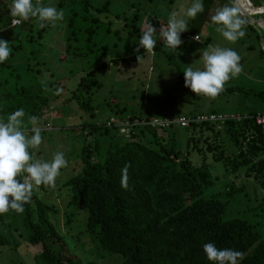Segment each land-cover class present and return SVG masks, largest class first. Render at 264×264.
<instances>
[{
  "label": "trees",
  "instance_id": "obj_1",
  "mask_svg": "<svg viewBox=\"0 0 264 264\" xmlns=\"http://www.w3.org/2000/svg\"><path fill=\"white\" fill-rule=\"evenodd\" d=\"M51 1L42 0L44 5ZM208 1L210 4L197 16L199 23L214 15L216 2L222 7L227 4L234 6L233 0ZM249 1L254 7L264 10V0ZM65 2L68 0H59L58 4L61 6ZM85 2V11L91 8L101 14L106 9V4L93 8L88 1ZM11 5L12 0H0L1 20L9 29L26 27L36 20L32 18L11 26L14 20L10 14ZM95 13L92 15L95 16ZM253 18L264 22V15ZM85 20H81L80 24H67L69 28L64 44L66 57L69 55L75 59L94 55L106 48L101 44L102 37L111 33V22H103L96 16L87 22ZM38 29L35 35L30 32L25 42H32L35 36L42 39L45 27L38 26ZM134 31H137L136 28ZM99 33L102 37H98ZM140 35L138 33L136 36ZM11 48L9 58L0 63V114H11L23 108L27 114L25 126L31 135L33 125L27 117L38 118L43 110H53L62 85L33 83L35 76L32 66L39 63L31 65L21 62L19 53L23 45L20 43L11 44ZM159 49L160 52L163 50L162 42H157L154 51ZM143 53L139 51L126 58H112L89 70L71 92L70 98L79 104L76 110L72 105V111L78 114L89 112L91 106L88 100L80 103L79 97L82 92L89 93L97 85L94 79L100 69L122 61H137L136 57ZM261 53L264 54V50ZM165 56L173 60L170 54ZM174 66L177 83L199 100L203 95H195L186 88L184 76L179 67ZM236 91L264 98V92L241 87L225 88L220 95ZM118 113L120 110L105 121L78 125V130L87 141L81 148L79 172L62 184L64 191L57 189L58 194L59 191L63 192L62 209L49 204L44 194L39 197L37 191L48 193L52 189L41 185L34 189L31 201L24 205L23 213L10 210L0 215V253L5 249H17L20 243H25L36 248L37 252L30 255L33 264H100L106 259H112L115 264H212L204 254L203 245L214 242L219 249L243 252L244 257L239 264H264V241L255 226L244 218L227 217L228 199L244 189L241 183L233 185L241 165L245 166L243 178H253L264 191V128L257 123V119L264 114L249 111L247 117H240L198 111L187 116L168 115L157 120L131 112L119 119L128 122V126H106L107 121ZM210 115L225 119L190 122L186 127L178 123L180 118L194 120L198 116ZM48 125V121H45V128ZM221 136L226 138L222 140ZM226 140L235 148L234 153L224 149L223 142ZM207 155L212 163L225 166L227 177L221 190L214 189L218 178L212 177V165H208L205 159ZM197 156L200 159L195 160ZM125 164L130 165L127 190L121 187V169ZM228 175H234L232 182ZM71 210L86 212L82 231L92 247L82 249L80 255L76 254L75 247L70 250L65 243V240L67 243L70 240L79 243L77 235L58 231L54 217L61 214L64 225L69 229L75 217ZM53 217L54 222L51 221Z\"/></svg>",
  "mask_w": 264,
  "mask_h": 264
},
{
  "label": "rangeland",
  "instance_id": "obj_2",
  "mask_svg": "<svg viewBox=\"0 0 264 264\" xmlns=\"http://www.w3.org/2000/svg\"><path fill=\"white\" fill-rule=\"evenodd\" d=\"M85 1H88L93 8H101L106 4V9H103L101 14L95 13L91 8L88 10L86 8L85 11ZM58 2L59 0H52L45 6H55L58 9H63L65 12L64 19L57 21L55 25L49 24L46 26L42 39H37L35 36L36 39L32 42H25V40L28 34H31L30 32L35 35L36 31L39 30L36 20L26 27L9 29L5 22L1 20L0 14V39L9 41L10 46L19 43L23 45L19 53L22 63L31 65L35 62L39 63L38 66L36 64L32 66L35 76L32 82H38V84L44 86L46 83H59L62 85V91L55 100L53 110H50V108H48L49 111L45 109L37 118V126L41 128V131L43 130V133H41L43 139L37 149H31L34 158L45 161H50L56 152L65 154L67 166L60 170V175L55 181L56 186L52 187L48 193L37 191L39 197L44 194L45 200L57 209H62L63 203L61 194L63 192L59 191L58 194L57 189L62 188V184L76 175L80 169L81 148L87 141L84 134L78 130L80 123L105 121L109 117H113L117 110H120V113L114 118L118 122L119 119L131 112L142 113L157 120H161L168 115H173V117L187 116L198 111L212 112L223 116L239 115L240 117H247L246 114L249 111L264 114V98L257 94H244L236 91L217 96L214 99L202 96L199 100H196L190 91H184L182 86L177 83L174 64L179 67L182 76H184L183 70L187 65L192 64L194 68L202 67V63L196 60H199L204 49L220 46L235 50L241 56L240 63L243 68L238 77L226 83L225 88L241 87L256 92H264V54L261 53V50L263 52L264 38L261 39L258 35L264 36V32L261 31L259 25L255 24L256 22L252 24L247 21L248 18L241 16L245 21V36L232 43L215 31L216 26L211 25L213 24L211 20L213 15L208 16L209 19L206 17L202 23H199L200 20H197V17L189 20L188 31L181 33L183 43L179 46V54L176 56L170 53L164 45L161 52L159 49L154 51V54L141 48L140 51H144V53L142 56L140 55L139 61H132L131 63L122 61L115 65L111 64L106 69H100L94 79L97 85L89 93H80L79 102L88 100L91 106L89 112L74 113L72 105L76 110L77 107L79 108V104L73 101V98H70L71 92L75 90L77 82L89 70L97 67L96 65L102 62L110 61L112 58L121 59L138 53L134 51L138 47L139 40L136 35L141 33V28L146 23L152 25L165 23L167 25L169 14L172 11H178L183 15V10L191 5L192 0H68L61 6ZM208 4H210L208 0H203L204 7ZM214 4L216 10L222 7L219 2ZM94 13L103 22H111L112 31L110 34L103 37L101 33L98 34V37L103 38L102 46L106 48L94 55L75 59L69 55L66 57L64 44L69 28L67 24L72 22L80 24V21L85 18L87 22L91 17H95L92 15ZM165 24L164 26H166ZM205 26H208V28ZM135 28L137 31H134ZM156 28L158 32L160 27ZM194 35L201 38L199 42L193 40ZM208 35L209 41L207 42ZM158 40L159 36L157 35V42H159ZM164 53L165 55L170 54L173 60H169ZM29 80H31V77ZM20 85H23V83H20ZM91 113L92 115H90ZM8 115L10 113L0 114V117L6 119ZM45 121L49 123L46 128L44 126ZM224 137L226 138V136H221L220 139L223 140ZM89 140H91V137ZM226 141L223 142L224 149L226 148L229 153H234L235 148L230 146L229 140ZM262 158L264 159V155ZM197 159L200 158L197 156L195 160ZM205 159L208 165H212V177L218 178L214 189L221 190L225 184V177H227L225 166L222 163H212L209 155L205 156ZM244 171L245 166L241 165L238 173L235 174L233 185L241 183L244 189L228 199L227 217L234 216L246 219L255 226L264 241V191L253 178L244 179ZM238 174H241V176ZM233 176L228 175L231 182ZM61 190L64 191L63 188ZM71 212H74L75 217L69 229L64 225V218L61 214L54 217L58 223V231L62 234L69 233L71 236L77 235L79 243H75L73 240L68 241V243L65 240V243L70 250L76 248V254L80 255L82 249L89 250L92 247L91 242L82 231L86 212L84 210H71ZM54 217L51 218L52 222H54ZM35 251L36 248H33V246L30 247L25 243H20L17 249H5L0 253V264H33L30 255ZM100 262V264H115L112 259Z\"/></svg>",
  "mask_w": 264,
  "mask_h": 264
},
{
  "label": "clouds",
  "instance_id": "obj_3",
  "mask_svg": "<svg viewBox=\"0 0 264 264\" xmlns=\"http://www.w3.org/2000/svg\"><path fill=\"white\" fill-rule=\"evenodd\" d=\"M204 11L203 0H192L189 7L183 10V15L172 11L167 20L166 27L158 29L151 23L141 28L138 47L134 51H144L154 54L157 44V35L168 51L175 56L183 43L181 33L188 31L190 19H195ZM10 14L14 24H20L35 18L40 28L49 24L55 25L65 17L63 9L55 6H45L42 0H12ZM216 26L215 31L220 33L229 42L235 43L245 36V21L241 18L240 10L231 4L224 5L216 10L211 17ZM198 40V35L194 37ZM12 48L10 42L0 39V63H4L10 56ZM141 58L136 57L137 61ZM202 67L194 68L187 65L183 70L184 86L195 95H203L214 99L225 91L226 83L238 77L243 68L240 63L241 56L233 49L214 46L204 49L199 60ZM25 113L20 108L7 118L0 117V215L10 210L23 213L24 205L31 201L36 187L45 185L55 186L60 170L67 166L63 152H56L50 161L36 159L31 149H37L42 143L41 128L37 126L36 116H28V122L33 125L30 129L25 126ZM125 164L121 169V187L128 189V168ZM203 251L212 264H239L244 253L233 249H219L214 242L205 243Z\"/></svg>",
  "mask_w": 264,
  "mask_h": 264
},
{
  "label": "built area",
  "instance_id": "obj_4",
  "mask_svg": "<svg viewBox=\"0 0 264 264\" xmlns=\"http://www.w3.org/2000/svg\"><path fill=\"white\" fill-rule=\"evenodd\" d=\"M18 24H14L13 21L11 22V26H16ZM158 27H166L164 26V24L162 23H159L157 25ZM225 118L223 117H216L214 115H210V116H198L196 117L194 120H189V119H186V118H180L178 120V123L180 124L181 127H186L189 125L190 122H194V123H202V122H217L218 120L219 121H222L224 120ZM257 123L258 124H261L264 128V116H260V118L257 119ZM128 122H121V121H116L115 118H110L107 123H106V126H111V125H117V126H123V127H126L128 126Z\"/></svg>",
  "mask_w": 264,
  "mask_h": 264
},
{
  "label": "water",
  "instance_id": "obj_5",
  "mask_svg": "<svg viewBox=\"0 0 264 264\" xmlns=\"http://www.w3.org/2000/svg\"><path fill=\"white\" fill-rule=\"evenodd\" d=\"M239 1H242V0H233V5L240 10V14L244 18H248V20L250 22H252V24H254L256 22L255 24L259 25V28L261 29V31L264 32V22H263V20H261V19H257L256 20V19L252 18V16L254 14H264V12H262V10H261L262 8H257V7H253V6L249 5L253 10L256 11V13H248L246 10H244L243 7H241L239 5V3H238Z\"/></svg>",
  "mask_w": 264,
  "mask_h": 264
},
{
  "label": "crops",
  "instance_id": "obj_6",
  "mask_svg": "<svg viewBox=\"0 0 264 264\" xmlns=\"http://www.w3.org/2000/svg\"><path fill=\"white\" fill-rule=\"evenodd\" d=\"M246 1H248L249 2V5L250 6H253L252 5V3L249 1V0H246ZM254 7V6H253ZM260 8V7H259ZM241 15V14H240ZM259 15H264V14H254L253 16H252V18L254 17V16H259ZM242 16V15H241ZM243 17V16H242ZM248 22H250L249 20H247ZM160 22V21H159ZM163 22V21H162ZM164 23V22H163ZM250 23H252V22H250ZM165 24V23H164ZM158 25V23L157 24H155V26L154 27H158L157 26ZM166 25V24H165ZM211 25H213V24H211ZM206 27V26H205ZM206 28H208V26L206 27ZM197 35H194V37H196ZM194 37H193V40L195 41V42H199L200 41V37L198 36V40H196V39H194ZM209 38V35L207 36V38H206V41L207 40H209L208 39ZM159 42H162L160 39L158 40ZM262 48H263V50H264V44L262 45ZM180 70V69H179Z\"/></svg>",
  "mask_w": 264,
  "mask_h": 264
},
{
  "label": "bare ground",
  "instance_id": "obj_7",
  "mask_svg": "<svg viewBox=\"0 0 264 264\" xmlns=\"http://www.w3.org/2000/svg\"><path fill=\"white\" fill-rule=\"evenodd\" d=\"M238 3H239V5H240L241 7H243L244 10H246L248 13H256V11L253 10V9L249 6V2H248V1H246V0H242V1H239ZM262 12H264V10H262Z\"/></svg>",
  "mask_w": 264,
  "mask_h": 264
}]
</instances>
